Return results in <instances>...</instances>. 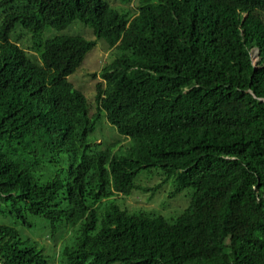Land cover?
Returning <instances> with one entry per match:
<instances>
[{"label": "trees", "instance_id": "1", "mask_svg": "<svg viewBox=\"0 0 264 264\" xmlns=\"http://www.w3.org/2000/svg\"><path fill=\"white\" fill-rule=\"evenodd\" d=\"M252 2L139 0L138 15L130 20L108 0H0V57H10L30 73L36 63L37 74L45 72L31 84L42 87V99L54 101L40 114H14L13 101L23 96V88L11 91L12 98L1 93L0 132L26 125L28 140L39 142L56 120L43 114L61 111L55 102L69 112L78 106L79 99L67 91L66 76L103 40L116 46L118 55L99 72L106 81L105 89L99 87L105 108L119 132L131 136L137 149L133 156H153L156 171L175 187L170 197L188 193L185 208L167 215L129 209L116 199L103 204L115 192L129 194L138 186V169L112 163L108 171L105 155L87 156L89 168L90 162L98 164L94 173L105 175L96 187L79 192L74 182L83 171L70 163L44 187L65 190L67 197L42 196L50 202L48 212L56 215L54 230L63 240L59 247L53 252L14 230L17 207L12 215L0 213L15 219L0 223V264H264V32H252L247 21L248 40L241 36L242 15L252 14ZM77 22L95 38L62 33ZM21 33L31 34L42 64L15 42ZM254 39L261 43L257 66L250 53ZM19 73L22 84L29 82L30 73ZM212 93L223 117L209 123L203 108ZM35 116L39 125H27ZM76 118L80 125L72 138L91 127L89 120ZM4 191L0 179V210L6 212ZM48 212L43 215L51 219ZM71 226L75 236L70 242Z\"/></svg>", "mask_w": 264, "mask_h": 264}, {"label": "clouds", "instance_id": "2", "mask_svg": "<svg viewBox=\"0 0 264 264\" xmlns=\"http://www.w3.org/2000/svg\"><path fill=\"white\" fill-rule=\"evenodd\" d=\"M108 1L109 4L114 9L119 10L121 14H129L130 20L134 16L138 15L137 6L139 4V0H115V3H112L111 0ZM131 4L136 7V10L131 11L127 7ZM251 6L253 8L252 14L249 12H244L241 20V36L245 40H248L247 32L244 27V24L247 21L250 22V29L252 32H264V0H253ZM17 38L18 40L15 42L19 45V47L24 52H28L33 56H38L37 62L42 64L40 56L36 54L33 48L34 45L30 46L28 51L26 48L22 47L25 45L22 43L21 37ZM251 43L253 45L251 46L250 53L251 50L253 51V49H256L259 57V60L255 63L251 53L252 63L254 66H257L261 59L259 49V45L261 43L255 39ZM95 47H93L86 54L84 61ZM109 48L112 50V52L108 62L118 57L116 46ZM81 66H79L76 71L66 76L67 81L71 85V88L66 85L68 88L67 91L71 95L74 94L75 96H73L79 99L75 100L79 102L78 106H75L73 111L69 112L67 105L55 102L56 106L61 111L43 114L45 119L56 118V120L51 126H48L45 129L44 136L39 142L28 140L29 129L26 127V125L22 126L20 124H15L12 130L7 129L5 133L0 132V179L5 181V191L1 193V195L5 196V198L3 196L2 197L5 199L3 206L6 210V212L0 210V213L8 216L7 211H9V213L12 215L17 207L20 209V213H18L20 219L18 222L12 224L15 221L12 216L10 222L0 220V223L12 224L14 230L25 231L28 235H31L37 240L44 238V236H49L51 232L59 239L54 240V246L52 242L51 244H48L47 247H45L53 252L54 249L59 247L63 240L59 236V230H54L53 220L56 215L48 212L50 202L43 200L42 196L45 194L48 196L51 195L50 200H53L55 197L60 201L64 200V198L67 199V197L64 195L65 190L59 192H49L45 191L44 188L55 183L57 179L62 176L63 169L67 166V164L70 163L73 168H78L79 170L83 171L82 173H77L78 179L74 182L76 189L82 193L90 191L92 188L96 187L103 179V176H105L94 173L100 170V166L98 164L94 165L90 162L89 168L86 162L87 156L90 160H92L93 156L105 155L108 160L105 170L108 171L113 170L111 165L112 163H114V165L117 167L124 166L128 169H135L137 167L139 175L136 182L138 186L136 185L129 194L115 192L113 195L114 197L111 196L110 198L103 199L101 201L103 204H106L113 199L118 200L120 204H125L127 198H133L135 195H137V197L142 195L148 200H152L155 196L162 193L168 186H170V193L173 191V189H175L171 182H164L166 175L161 170H159V172L156 171L155 168L157 163L154 161V158L151 154H149V156L144 155L141 158H137L135 155L133 156L137 149L132 147L131 136L119 132L113 115L105 108L103 104L105 93L101 92L99 87L105 89L106 81L103 77H101L99 72L95 73L96 76H93L94 73L90 74L92 77L99 78V81L96 83V85H93L95 86V91L92 99L84 90L76 87L70 80V78L76 74L78 70L83 68V66ZM20 71H23L24 73H30V71L26 70V68L20 69L16 62L12 61L10 57L6 59L0 57V95L1 93H8L10 98H12L13 96H11V91L21 87L23 88L21 91L23 96L17 97L13 101L17 110V112L14 111V114H21L24 112L40 114L50 103H53L54 101L48 102L42 99L40 97L42 87L40 85L36 86L35 84H31V82L33 79L43 76L45 71L37 74L35 63L30 73L29 82L26 84H22L21 75L19 73ZM46 75L49 79L53 80V74L51 72L47 71ZM236 90L241 93V90ZM248 91L252 93L251 90ZM261 100L264 101V99ZM220 107L221 102L212 93L209 99H206L203 108V113L206 115L209 123H211L212 120H217L223 117V115H221ZM65 113H67V115ZM170 114L174 116L177 115L175 107H170ZM77 116L81 117L84 120V123L89 120L91 127L85 135H78L77 137L72 138L74 127L80 125L76 118ZM100 122H104V126L98 127ZM29 123L30 125L32 124L34 126H38V116L32 117L27 121L26 124L28 125ZM43 125H46V121H44ZM146 130V127L142 126L140 134H146ZM111 133H115L116 138H113ZM92 135L94 141H91L90 139ZM61 159H64V162H62ZM154 190L155 193H153ZM148 193L150 196H152L151 193L155 195L150 198ZM181 194L183 193L170 198H178ZM22 205L23 207L21 208ZM126 206L129 209H135L132 207V205ZM185 206L186 204L182 207L185 208ZM182 207L175 206L173 208L174 210H179L178 212H180ZM136 208L143 209L146 212H151V209H155L160 211L162 214H165L163 210L157 207L148 208L141 206ZM46 212L49 213L51 219L43 215ZM37 225L41 226V229L32 231L31 229H34ZM48 229H50V232ZM74 236L75 228L74 226H71L66 239H70L71 242ZM115 264H124V262H116Z\"/></svg>", "mask_w": 264, "mask_h": 264}, {"label": "rangeland", "instance_id": "3", "mask_svg": "<svg viewBox=\"0 0 264 264\" xmlns=\"http://www.w3.org/2000/svg\"><path fill=\"white\" fill-rule=\"evenodd\" d=\"M112 3H115V0H111ZM131 11L136 10V7L131 4L127 6ZM62 33L65 34H81L86 38H94V35L92 34V31L88 29L84 24L81 22H77L74 25H72L67 30L63 31ZM51 35L56 34V32L52 31V33H49ZM17 37H21V41L25 46H22L26 48V50L29 51L30 46H33V38L31 37L30 33H21L17 34ZM112 50L108 47V45L103 42V40H100L97 44V46L91 51L89 56L86 57V60L83 63V68L78 70L76 74H74L70 80L74 83V85L82 90H84L87 95L92 99L94 96L95 86L96 83L99 81V78L92 77L90 74L92 73H98L103 68L104 64H106L110 59V54ZM253 61L256 63L259 60L258 54L256 49L251 50ZM81 66V67H82ZM93 86V87H92ZM99 126H104V122H100ZM111 136L113 138H116L115 133H111ZM91 141L93 140V135L90 137ZM157 180V179H156ZM170 193V186H168L162 193L155 196L152 200H148L145 196H139L135 195L133 198H127L125 201L126 205H132L133 208L136 207H157L164 211V213L167 215L174 211L175 206L182 207L185 204L187 205V198L188 193L181 194L178 198L171 199L169 197ZM145 194V193H144ZM149 197L150 194L148 193ZM160 199V201H159ZM182 204V205H181ZM11 217L7 216H0V220H10ZM41 229V226H36L34 229H31L32 231H36ZM50 232V229H48ZM52 238V239H50ZM55 239H59L57 236H54L51 232L50 235L44 238H40L38 240L41 244H51L54 242Z\"/></svg>", "mask_w": 264, "mask_h": 264}, {"label": "bare ground", "instance_id": "4", "mask_svg": "<svg viewBox=\"0 0 264 264\" xmlns=\"http://www.w3.org/2000/svg\"><path fill=\"white\" fill-rule=\"evenodd\" d=\"M5 21V20H4Z\"/></svg>", "mask_w": 264, "mask_h": 264}]
</instances>
